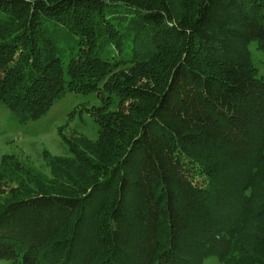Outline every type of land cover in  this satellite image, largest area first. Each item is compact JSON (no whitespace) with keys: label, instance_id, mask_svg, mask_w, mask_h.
I'll list each match as a JSON object with an SVG mask.
<instances>
[{"label":"trees","instance_id":"obj_1","mask_svg":"<svg viewBox=\"0 0 264 264\" xmlns=\"http://www.w3.org/2000/svg\"><path fill=\"white\" fill-rule=\"evenodd\" d=\"M264 0H0V108L58 129L48 175L0 162L8 264H264ZM82 110L79 111V113ZM71 115V114H70ZM69 115V116H70Z\"/></svg>","mask_w":264,"mask_h":264},{"label":"rangeland","instance_id":"obj_2","mask_svg":"<svg viewBox=\"0 0 264 264\" xmlns=\"http://www.w3.org/2000/svg\"><path fill=\"white\" fill-rule=\"evenodd\" d=\"M250 49L259 75L264 78V52L257 50L255 44ZM93 104H98L95 96L70 93L46 117L24 126L11 124L9 113L0 108V162L5 155H13L24 165L48 175L44 158L46 152L57 157L69 155L66 145L59 137V128L72 138L85 136L96 139L97 128L93 118L88 111L83 110L89 109ZM80 110L82 112L79 113ZM0 264L8 263L0 260ZM204 264L222 263L217 258H212Z\"/></svg>","mask_w":264,"mask_h":264}]
</instances>
